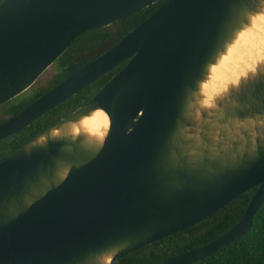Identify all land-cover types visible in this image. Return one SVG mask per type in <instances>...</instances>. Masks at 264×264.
I'll return each mask as SVG.
<instances>
[{
  "label": "water",
  "instance_id": "95a60500",
  "mask_svg": "<svg viewBox=\"0 0 264 264\" xmlns=\"http://www.w3.org/2000/svg\"><path fill=\"white\" fill-rule=\"evenodd\" d=\"M156 1L3 0L0 104L78 35ZM263 1L165 0L111 47L108 40L78 55L107 48L0 122L2 140L127 61L87 103L0 159V264H116L258 185L226 231L145 264H188L246 233L264 202V64L216 108L199 107L201 119L194 111L211 65ZM96 109L110 120L102 142L70 134L67 124Z\"/></svg>",
  "mask_w": 264,
  "mask_h": 264
},
{
  "label": "trees",
  "instance_id": "16d2710c",
  "mask_svg": "<svg viewBox=\"0 0 264 264\" xmlns=\"http://www.w3.org/2000/svg\"><path fill=\"white\" fill-rule=\"evenodd\" d=\"M164 1L165 0H157L148 7L121 18L116 21L115 24L126 32L146 18L157 7L163 4ZM110 27L111 25L100 27L78 35L68 49L59 57V60L68 62L79 53L92 49L98 41L108 36V29ZM79 63L80 62L74 63L72 68L74 69ZM117 69L118 66L66 100L61 110L55 109V111H51L47 113V115H43L35 120L22 131L1 140L0 158L9 151L19 147L22 142L35 135L44 127L58 120L62 115L70 112L80 103L90 98L96 90L105 84V81H107ZM19 105L20 103L16 99H11L2 103L0 105V122L6 119L4 115L18 110ZM20 134H24L23 139H20ZM257 186L241 193L235 199L217 209L199 223L179 232L164 236L149 245L120 256L115 259V263L145 264L195 248L208 242L226 231L239 220L253 193L256 191ZM188 264H264V202L256 211L252 226L246 233L215 253Z\"/></svg>",
  "mask_w": 264,
  "mask_h": 264
},
{
  "label": "bare ground",
  "instance_id": "6f19581e",
  "mask_svg": "<svg viewBox=\"0 0 264 264\" xmlns=\"http://www.w3.org/2000/svg\"><path fill=\"white\" fill-rule=\"evenodd\" d=\"M264 64V1L259 10L250 15L249 22L241 28L201 83L200 97L195 105L194 117L201 119L199 107L216 108V100L227 93L231 86L253 74ZM110 125L109 116L103 109H96L90 115L67 124L70 134H84L97 142H102ZM66 128V127H65ZM64 128V129H65ZM66 130V129H65ZM60 129H54L56 135ZM109 262L111 254L102 258Z\"/></svg>",
  "mask_w": 264,
  "mask_h": 264
},
{
  "label": "flooded vegetation",
  "instance_id": "af4514ba",
  "mask_svg": "<svg viewBox=\"0 0 264 264\" xmlns=\"http://www.w3.org/2000/svg\"><path fill=\"white\" fill-rule=\"evenodd\" d=\"M148 7V6H147ZM146 8V7H145ZM126 17V16H125ZM145 19V18H144ZM142 21V20H141ZM116 22V21H115ZM114 23L112 24H109L111 25V27L108 29V36L104 37L103 39H101L100 41H98L96 43V45L90 49V50H87V51H84L82 53H87V52H91L93 50H95L100 44L106 42V41H113L112 44H110L107 48L111 47L112 45H114L117 41H119L128 31H130L131 29H129L128 31L124 32V30L120 29L118 25H116ZM139 23V22H138ZM137 23V24H138ZM107 25V26H109ZM136 26V25H135ZM105 27V26H103ZM85 33V32H84ZM83 34V33H82ZM81 35V34H80ZM105 48V49H107ZM68 49V48H67ZM104 49V50H105ZM104 50H101L99 52H96L95 54H92L90 56H87V57H84V58H80V59H76V57L82 53H79L78 55H76L74 58L70 59L68 62H62L59 60V57L64 53H62L51 65H49L39 76L38 78L34 81V83L32 85H30L27 89H25L24 91H26V97L24 100H20L18 101L20 103L19 105V108L18 110L14 111L13 113H7L6 115H4V117L6 119H8L9 117L15 115L16 113H18L19 111H21L22 109H24L27 105H29L31 102H33L34 100H36L37 98H39L40 96H42L43 94H45L46 92H48L50 89H52L54 86H56L58 83H60L61 81H63L65 78H67L72 72H74L75 70H77L78 68L84 66L85 64L91 62L92 60H94L97 56H99ZM76 62H80L79 65H77L74 69L72 68V66L74 65V63ZM127 61H124L120 64H118V69L111 75V77L116 74L125 64H126ZM116 66V67H117ZM115 67V68H116ZM114 69V68H113ZM112 69V70H113ZM111 70V71H112ZM110 71V72H111ZM108 74V73H107ZM106 75V74H105ZM104 75V76H105ZM103 77V76H102ZM109 77V79L111 78ZM101 78V77H100ZM99 79V78H98ZM97 79V80H98ZM108 79V80H109ZM107 80V81H108ZM96 81V80H95ZM94 81V82H95ZM105 81V83L107 82ZM93 83V82H92ZM90 83V84H92ZM88 84V85H90ZM87 85V86H88ZM85 86V87H87ZM83 87V88H85ZM102 87V86H101ZM100 87V88H101ZM82 88V89H83ZM99 88V89H100ZM81 89V90H82ZM98 89V90H99ZM79 90V91H81ZM98 90H96L94 92V94L92 96H90V98H88L87 100H85L84 102L80 103L76 108H74L73 110H71L70 112L68 113H65L64 115H62L58 120H60L61 118H63L64 116L72 113L73 111H75L78 107H80L81 105L87 103L90 99L93 98V96L98 92ZM22 91V92H24ZM78 91V92H79ZM21 92V93H22ZM77 92V93H78ZM76 93V94H77ZM74 94V95H76ZM72 95V96H74ZM71 96V97H72ZM17 96L13 97L12 99H16ZM71 97H69L68 99H70ZM66 99V100H68ZM11 100V99H10ZM66 100L62 101L60 104H58L57 106L53 107L52 109L48 110L47 112H45L44 114L40 115L38 118H36L35 120L39 119L40 117H42L43 115H47V113L51 112V111H55V109H58V110H61L63 108V105L66 103ZM9 101V100H8ZM11 112V111H10ZM4 119V120H6ZM3 120V121H4ZM34 120V121H35ZM56 120V121H58ZM33 121V122H34ZM56 121H54L53 123L47 125L46 127H44L42 130H40L39 132H37L35 135L31 136L29 139L25 140L24 142H22L20 144V146H22L24 143H26L27 141H29L30 139H32L33 137H35L37 134H39L41 131H43L44 129H46L47 127L51 126L52 124H54ZM2 122V121H1ZM32 123V122H31ZM30 123V124H31ZM29 124V125H30ZM27 125V126H29ZM26 126V127H27ZM24 127V128H26ZM23 128V129H24ZM23 129H21L20 131H22ZM19 132V131H18ZM17 133V132H16ZM15 134V133H14ZM12 134V135H14ZM10 135V136H12ZM8 136V137H10ZM6 137V138H8ZM24 138V134H20V139H23ZM5 139V138H4ZM3 140V139H2ZM1 141V140H0ZM19 146V147H20ZM18 148V147H17ZM15 148V149H17ZM15 149H13L12 151H14ZM12 151H9L8 153L12 152ZM6 153V154H8ZM6 154H4L3 156H5ZM2 156V157H3ZM1 157V158H2ZM0 158V159H1Z\"/></svg>",
  "mask_w": 264,
  "mask_h": 264
},
{
  "label": "rangeland",
  "instance_id": "374dc122",
  "mask_svg": "<svg viewBox=\"0 0 264 264\" xmlns=\"http://www.w3.org/2000/svg\"><path fill=\"white\" fill-rule=\"evenodd\" d=\"M26 93H27V92H26V91H24V92H22V93L18 94V95H17V97H16V100H17V101L24 100V99H25V97H26V96H25V95H26ZM0 105H1V104H0Z\"/></svg>",
  "mask_w": 264,
  "mask_h": 264
},
{
  "label": "snow or ice",
  "instance_id": "6c2138e0",
  "mask_svg": "<svg viewBox=\"0 0 264 264\" xmlns=\"http://www.w3.org/2000/svg\"><path fill=\"white\" fill-rule=\"evenodd\" d=\"M0 3H3V0H0ZM262 71H264V67H262ZM258 122L261 123V124H264V120H259ZM252 134H253V135L256 134L255 129H253V133H252Z\"/></svg>",
  "mask_w": 264,
  "mask_h": 264
}]
</instances>
